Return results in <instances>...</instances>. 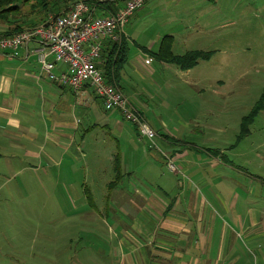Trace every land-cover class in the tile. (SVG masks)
Here are the masks:
<instances>
[{"label": "rangeland", "instance_id": "rangeland-1", "mask_svg": "<svg viewBox=\"0 0 264 264\" xmlns=\"http://www.w3.org/2000/svg\"><path fill=\"white\" fill-rule=\"evenodd\" d=\"M183 3L186 8L176 2L171 10L158 11L143 36L153 31L172 34L175 54L200 49L211 51L210 58L186 72L173 64L170 70L157 68V59L147 65L154 69L150 73L129 65L123 85L128 100L144 112L154 131L175 135L178 148L193 145L217 153L232 166L200 167L209 187L185 175L181 163H175L177 171L172 172L151 157L142 158L135 139L144 152L150 141L138 129L136 133L132 122L121 119L130 132L118 136L100 126L82 132V120L74 131L75 147L56 149L52 161L21 158L14 165L29 168L14 174L12 163L0 156V264H121L124 250L132 252L136 263L137 253L126 240L144 242L124 210L138 214L136 206L145 202L135 188L140 190L142 184L155 191L161 174L174 182L172 191L184 202L182 208L190 207L191 215L203 212L202 225L211 234L213 250L225 246L239 256L238 264H264V185L253 176L264 177V108L250 124L249 134L236 139L242 116L264 93V0ZM26 12L22 8L20 15ZM138 22L132 20L126 27L136 29ZM128 46L130 52L141 53L130 41ZM144 101L150 103L147 109ZM7 145L0 141L1 148ZM116 153L123 175L109 199L106 184L114 177ZM127 170L134 171L131 177ZM138 170L147 173L139 175ZM178 181L185 193L176 186ZM251 208L258 224L249 227Z\"/></svg>", "mask_w": 264, "mask_h": 264}, {"label": "crops", "instance_id": "crops-1", "mask_svg": "<svg viewBox=\"0 0 264 264\" xmlns=\"http://www.w3.org/2000/svg\"><path fill=\"white\" fill-rule=\"evenodd\" d=\"M85 1L89 4L93 16H107L111 12L113 13L114 10L120 9L125 2V0ZM106 1L113 3L114 10L111 11L105 6ZM183 1L194 4L199 0H147L142 7L136 9L128 17L125 27L132 20L138 19L139 22L136 29L131 30V27L129 29L127 27L125 29L124 27L123 38L127 44L130 41L133 45H136L141 53H133L129 49L128 61L118 78L119 85L117 87L127 97L128 93L123 85L125 82L126 66L130 65L135 70L145 67L149 73L153 71L154 69L147 66L153 63L152 59H155L151 55V52L158 48L159 41L164 36L160 32L155 34L156 31H153L149 32L150 36L145 38L143 33L150 26L149 21L156 17L155 15L158 11L162 9L166 11L172 8L173 5L176 6V2L184 4L182 7L186 8L187 4L183 3ZM27 4L29 3L20 4V12L22 8L27 12L24 15L21 13L17 22L0 20V36L7 31L12 34L17 30L39 24L46 20L49 13L54 15L64 13L71 5L64 7L62 4H59V9L58 6L50 9L55 12L53 13L51 11L38 12L32 10L30 4L28 6ZM16 25H19L17 29ZM138 27L144 28L138 29ZM110 44H112L110 40H103L99 57L95 59L96 67L102 72L105 70L106 65L104 61L107 58ZM37 47L38 42L32 40L22 45L15 56H7L0 51V141L8 143L6 147H0V156H4L12 163L14 174L19 173L23 169L28 170L29 168L24 166L18 168L14 165L16 161L22 162L21 158L36 160L44 157L46 161H52L56 149L74 148L78 141L74 131H78L81 128L82 120L86 124L82 132H88L93 126L104 127L118 136L130 132L127 129V124L124 123L125 119L122 114L116 109H104L101 100L89 86H83L81 90L74 92L69 87L53 83L47 77L40 75V66L33 51ZM147 56H150L148 63L145 62L147 58L143 59ZM155 65L162 70L171 69V64L162 61H159V64ZM63 68V66L57 64L54 72H58ZM188 70L182 71L186 72ZM163 80L164 83H169L168 77L163 78ZM133 90L136 91L138 89L133 88ZM136 94L139 95V93ZM142 105L143 108L147 109L150 103L144 101ZM135 108L142 113L145 120L152 127L150 120L146 118L144 112L137 107ZM87 120L91 123L87 124ZM133 128L137 133V126L135 124H133ZM155 131L159 139H155L154 146L150 142L145 152L143 146H140L139 140L135 139V149L138 152V147L140 148L142 158L151 157L154 162L164 165L158 150H165V152L172 156L176 164H183V167L179 166L185 175L190 174L194 178L196 177L200 184L203 183L209 187L211 185L206 180V171L201 170L200 167L205 168L208 164L215 167L219 166L220 168H223L225 165L232 166L226 158H222L218 154L207 150L197 149L193 145L178 148L175 145L178 142L180 143V140L175 135L168 132H165V135L158 129H155ZM22 141H24V144ZM161 141L164 143H161ZM11 144L14 146L11 147ZM27 144L34 146V149L29 148ZM161 144L165 146L162 147ZM76 147L78 149V145ZM154 162L152 164L155 166ZM127 173L131 177L134 171L127 170ZM137 173L140 175L147 172L138 170ZM253 176L259 178V181L264 185V177ZM217 178H219L218 175ZM158 182L159 184L156 185L157 189L155 191L154 189L148 190L144 188L142 184H138L140 190L135 188V192L141 195L144 199L143 202H145L136 206V209L140 211L138 214L133 213L132 215L128 210H124L132 220L131 228L135 234L144 243L146 242L147 245L153 246L145 249L144 243L141 242L139 245H135L134 241L127 238L128 240L126 241L129 246L134 253H137L136 258L138 261L135 263L129 255L132 252H125L124 250L123 256L125 257H123L124 259L121 264H238L235 260L239 256H232V251L226 250L225 246L213 250L211 234L208 232L207 225L205 227L203 226L204 224L202 225V221L204 220L203 212L200 211L199 215H191L190 207L182 208L184 202L179 201V194L174 195V191H172L174 182L168 179L163 180L162 174L158 176ZM117 186L111 190L107 189L109 199ZM176 186L181 193L186 192L185 187L179 181L176 183ZM219 193L218 190L216 194ZM224 203L228 205L225 200ZM126 205L129 206L128 204ZM198 208L200 210V206ZM249 213L251 214V219L250 221L248 220L249 227L256 226L258 221L254 218L253 208H251ZM192 220L197 221L195 225H190V221ZM204 228L206 231H204ZM128 235L131 236L130 234Z\"/></svg>", "mask_w": 264, "mask_h": 264}, {"label": "built area", "instance_id": "built-area-1", "mask_svg": "<svg viewBox=\"0 0 264 264\" xmlns=\"http://www.w3.org/2000/svg\"><path fill=\"white\" fill-rule=\"evenodd\" d=\"M146 1L125 0L116 12L107 16H93L85 0H76L64 13H49L40 24L0 36V51L7 56H15L22 45L37 41L38 47L33 51L40 66V75L74 92L89 86L101 100L104 109L118 110L125 120L137 126L140 136L146 137L154 146L157 133L130 103L127 95L116 85L110 84L95 65L102 41L108 39L119 44L128 17ZM149 61L145 60L146 63ZM57 64L64 68L54 72ZM158 151L166 167L176 172L172 156Z\"/></svg>", "mask_w": 264, "mask_h": 264}, {"label": "trees", "instance_id": "trees-1", "mask_svg": "<svg viewBox=\"0 0 264 264\" xmlns=\"http://www.w3.org/2000/svg\"><path fill=\"white\" fill-rule=\"evenodd\" d=\"M76 0H0V20L9 22H17L20 15V4L29 3L32 10L38 12L51 11L50 9L55 8L59 4L64 7L72 5ZM59 2V3H56ZM113 3L106 1L105 6L109 10L113 9ZM117 11V10H116ZM115 10L113 11L116 12ZM53 12V11H51ZM55 13V12H53ZM112 13V12H111ZM56 15V14H55ZM19 25H16V29ZM19 31V30H17ZM15 31V32H17ZM10 32H4L3 35H9ZM111 42V41H110ZM174 37L166 34L162 36L159 41L158 48L151 52V55L159 61L164 63L173 64L182 70H188L196 66L199 61L207 60L211 56V51L205 50H190L183 54H175L173 52ZM129 46L124 38L119 44H110L107 58L105 59V70L102 72L106 80L113 85L118 86L119 75L124 65L128 61ZM264 108V93L260 95L259 99L255 102L253 107L248 111L247 114L243 115L239 123V132L236 136L237 140H240L250 132V124L252 123L255 116L260 110ZM217 154V153H216ZM121 164L119 162L118 153L114 157L113 171L114 177L107 183V189L111 190L121 182L122 171ZM108 195V194H107ZM88 200L92 203V198L88 195Z\"/></svg>", "mask_w": 264, "mask_h": 264}, {"label": "bare ground", "instance_id": "bare-ground-1", "mask_svg": "<svg viewBox=\"0 0 264 264\" xmlns=\"http://www.w3.org/2000/svg\"><path fill=\"white\" fill-rule=\"evenodd\" d=\"M131 16V15H130ZM40 24V23H39ZM37 25V24H36Z\"/></svg>", "mask_w": 264, "mask_h": 264}]
</instances>
